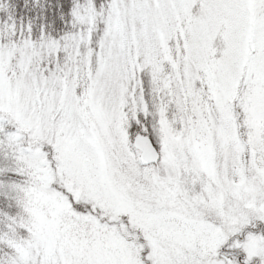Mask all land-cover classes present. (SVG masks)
Returning <instances> with one entry per match:
<instances>
[{
    "label": "snow or ice",
    "instance_id": "6c2138e0",
    "mask_svg": "<svg viewBox=\"0 0 264 264\" xmlns=\"http://www.w3.org/2000/svg\"><path fill=\"white\" fill-rule=\"evenodd\" d=\"M0 264H264V0H0Z\"/></svg>",
    "mask_w": 264,
    "mask_h": 264
}]
</instances>
